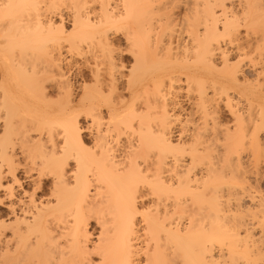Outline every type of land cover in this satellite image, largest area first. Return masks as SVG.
<instances>
[{
	"label": "bare ground",
	"instance_id": "1",
	"mask_svg": "<svg viewBox=\"0 0 264 264\" xmlns=\"http://www.w3.org/2000/svg\"><path fill=\"white\" fill-rule=\"evenodd\" d=\"M5 4L0 264H261L264 0Z\"/></svg>",
	"mask_w": 264,
	"mask_h": 264
},
{
	"label": "snow or ice",
	"instance_id": "2",
	"mask_svg": "<svg viewBox=\"0 0 264 264\" xmlns=\"http://www.w3.org/2000/svg\"><path fill=\"white\" fill-rule=\"evenodd\" d=\"M0 7L10 9L13 7L11 4H5ZM0 19L3 20V23L7 25L9 20L11 19L10 16H2ZM87 151H91V149H87ZM69 160L71 161L72 158L69 157ZM80 165V160L77 158L75 160V163L73 164V167H79ZM91 174H89L90 176ZM138 187V186H137ZM138 205L133 206L132 201H128L125 205L124 208V214L122 218V223L120 227V233H119V241H118V248H117V253L122 254V255H130V249L131 245L135 243L136 241V235L137 233L136 230V223H138V217L142 216L143 213H141L138 210ZM146 211H148L146 209ZM147 223V221H145ZM99 231V230H98ZM104 244V235L103 232L101 231V236H100V241L97 246V250L92 254V259L88 261V264H146L145 260L141 259L139 261L137 260H130V259H113L109 260L107 258L106 253L103 251L102 246ZM147 264H166L164 261H147ZM261 264H264V261L261 262Z\"/></svg>",
	"mask_w": 264,
	"mask_h": 264
},
{
	"label": "rangeland",
	"instance_id": "3",
	"mask_svg": "<svg viewBox=\"0 0 264 264\" xmlns=\"http://www.w3.org/2000/svg\"><path fill=\"white\" fill-rule=\"evenodd\" d=\"M120 43L121 42H119V44H117V45H122V43L121 44ZM122 61H123L124 64H129L130 63V59L127 56H123L122 57ZM263 176H264V170H263Z\"/></svg>",
	"mask_w": 264,
	"mask_h": 264
}]
</instances>
